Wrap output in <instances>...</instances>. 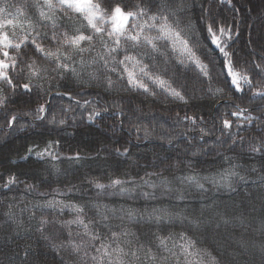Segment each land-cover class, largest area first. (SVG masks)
<instances>
[{"label":"snow or ice","instance_id":"obj_1","mask_svg":"<svg viewBox=\"0 0 264 264\" xmlns=\"http://www.w3.org/2000/svg\"><path fill=\"white\" fill-rule=\"evenodd\" d=\"M219 2L231 4L232 0ZM188 9V0H17V3L3 0L0 3V112L4 114L5 124L0 128L18 125L23 130L26 126L36 127L35 121L62 126L66 123L64 112L58 117L55 111L48 108L47 100L40 97L41 92L47 96L58 80L75 81L82 87L103 85L105 90H112L117 88L122 77L113 79L110 73L123 72L127 76L126 85L142 89L144 94L153 98L159 93L145 78L166 94L165 100L171 97L188 104L197 92L217 98L227 96L234 109L222 116V129L230 130L234 124L237 128L243 127L232 117H242L245 125H253V130L260 129L256 135L240 136L238 139L247 143L249 153L260 154L264 163V47L257 58L259 62L245 60L241 63L231 44L233 36L238 33L232 27L218 23L209 12V19L198 34L187 16ZM30 12L36 13L34 18L29 17ZM201 35L204 40H211L222 59L205 54ZM86 53L89 55L86 56ZM173 53L177 55L173 56ZM145 56L151 63L141 59ZM217 64L220 71L214 76ZM192 66L197 72L191 85L192 95L189 96L184 72ZM253 69L256 71L253 72ZM182 76L184 82H180ZM220 77H224L227 91L221 86ZM45 84L49 87L46 88ZM244 85L248 86L247 92ZM56 87L60 85L56 84ZM34 92L38 97L35 107L32 106ZM236 93L243 95L237 97ZM56 95L74 98V93L68 88L63 93L57 91ZM12 97H18L27 107L9 111ZM234 97L241 102L247 99L249 105H253L259 97L260 103L250 109L243 103H235ZM137 110H140L139 106ZM252 111H258L259 115L253 116ZM92 113L90 121L101 115L96 108L92 109ZM22 118H30L33 123L21 124L19 121ZM183 118L192 124L197 121L195 114ZM200 131L203 138L207 133L204 129ZM137 132H143L148 138L153 135L154 129L138 127ZM168 142L171 143V140ZM236 142L234 138L232 143ZM57 144L58 141L48 140L43 147H27L26 152L29 155L35 153L41 159L48 156L56 160L59 157L50 149ZM113 151L119 155L128 154L127 147L114 148ZM21 158L26 159L27 156ZM67 159L79 161L81 157L77 153ZM225 159L229 160V168L222 173L203 177L191 175L183 177L181 182L202 192L207 191L206 183L217 189L231 190L237 178L244 181L246 177L238 171L240 165L232 164L230 158ZM53 170L57 174L60 172L55 165ZM251 171L256 172V167L252 166ZM0 179H4V183L0 184L3 188L11 189L18 182V177L12 173L6 179ZM260 179L264 181V175ZM90 183L98 194L108 189H116L121 194L134 191L125 186L128 181L119 177L110 176L107 184L96 179ZM151 187L157 185L152 184ZM160 187L165 192L174 191L171 181L164 178ZM142 195L151 198L155 193L144 192ZM176 198L183 200L184 191H176ZM34 207L59 208L61 212L69 209L73 213L68 220L41 215L35 228L51 249L69 257V261H63V264H220L215 251L202 244L203 232L212 222L202 219L203 210L200 215L155 207L151 211L137 212L108 208L99 203L70 204L55 199ZM8 208L4 213L7 221L21 228L23 222L16 218L12 205ZM213 217L217 228L234 220L243 223L240 217L226 216L220 211L214 212ZM30 219H35V213ZM177 222L184 230L169 231ZM141 223L146 231L137 235ZM72 225L79 230H74ZM133 227L137 231H133ZM28 249L25 256L29 254ZM36 264H39L38 260Z\"/></svg>","mask_w":264,"mask_h":264},{"label":"trees","instance_id":"obj_2","mask_svg":"<svg viewBox=\"0 0 264 264\" xmlns=\"http://www.w3.org/2000/svg\"><path fill=\"white\" fill-rule=\"evenodd\" d=\"M9 3H17V0H9ZM188 3L187 16L191 18L198 34L209 19L210 12L218 23L226 24L238 33L233 36L231 44L241 63L245 60L259 62L257 58L264 47V0H232L231 4H221L219 0H188ZM35 15L34 12L29 13L30 18ZM203 35L201 40L205 54L222 59L211 40H204ZM141 59L151 63L146 56ZM219 71L217 64L213 75L216 76ZM196 72L194 66L184 72L189 96L192 95L191 85ZM110 75L113 79L122 77L116 89L105 90L103 85L82 87L75 81L68 83L58 80L51 86L47 96L40 93V97L47 100L48 108L55 111L58 117L64 112L66 123L62 126L54 127L46 122L35 121L36 127L26 126L23 130L18 125L14 128H0V177L6 179L9 173L18 177V182L11 189L0 187V264H36L37 260L39 264H63V261H69V257L63 253L51 249L35 230L41 215L58 217L60 220L72 218L73 213L69 209L61 212L59 208L34 207L53 199L70 204L99 203L108 208L133 209L137 212L151 211L155 207L200 215L203 210L202 219L212 221L207 231L203 232L202 240L203 246L210 250L229 234L237 237L243 235L257 246L264 244V181L260 179L264 175V163L260 154L249 153L247 143H241L238 139L240 136L256 135L260 129L253 130V125H245L242 117L231 119L243 127L237 128L234 124L230 130L222 129V116L230 114L234 109V104L227 96L217 98L197 92L188 104H184L171 97L165 100L166 94L147 78L146 82L159 93L155 98L144 94L142 89H132L126 85V73ZM219 80L227 91L224 77ZM180 82H184L183 76ZM56 84L60 87L57 88ZM45 87L49 86L45 84ZM65 88L74 93V98L56 95L57 91L63 93ZM244 88L247 92L248 86L244 85ZM241 95L236 93L237 97ZM37 98L34 92L33 107ZM233 99L235 103H243L250 109L260 103L259 97L253 105H249L247 99L243 102L235 97ZM12 100L9 111L27 107L18 97H12ZM138 106L140 110H137ZM93 108L99 110L101 115L90 121ZM193 114L197 117L195 124L183 118ZM251 114L257 116L259 112L252 111ZM3 115L0 112V125L5 124ZM19 123L31 125L33 121L22 118ZM138 127L154 129V133L145 138L143 132H137ZM201 129L207 133L203 138ZM234 138L237 141L235 144L232 143ZM48 140L58 141L50 149L58 159L53 160L48 156L41 159L35 153L29 155L26 152L27 147H43ZM123 147H127V155L113 151L114 148ZM77 153L81 157L79 161L67 159ZM25 156L26 159L21 158ZM226 157L230 158L232 164L240 165L238 171L246 177L244 181L236 179L233 185L235 191L233 188L217 189L206 183L207 191L202 192L181 182L183 177L191 175L203 177L222 173L229 168ZM53 165L60 169L58 174L53 170ZM252 166L256 167V172L251 171ZM110 176L128 181L125 186L134 191L121 194L116 189H108L98 194L90 181L96 179L107 184ZM162 178L171 181L173 192H165L160 187ZM144 181L149 183L145 184ZM3 183L4 179H0V184ZM152 184L157 187H151ZM29 185L33 188L29 189ZM179 190L184 191L183 200L176 198V191ZM144 192L155 195L148 198L142 195ZM9 205H12L11 210L16 218L23 222L21 228L11 224L4 216ZM216 211L226 216L240 217L243 223L234 220L231 224H221L217 228L213 217ZM33 213L35 219H30ZM138 227L140 231L137 235L146 231L143 223ZM72 228L79 230L76 225H72ZM152 230L155 231L156 227L153 226ZM168 230L175 233L184 229L177 222ZM133 231H137V228L133 227ZM26 249L28 256H25Z\"/></svg>","mask_w":264,"mask_h":264},{"label":"clouds","instance_id":"obj_3","mask_svg":"<svg viewBox=\"0 0 264 264\" xmlns=\"http://www.w3.org/2000/svg\"><path fill=\"white\" fill-rule=\"evenodd\" d=\"M235 191V189H232ZM264 236V234H262ZM264 244H256L243 235H225L222 242L216 243L212 250L218 255L220 264H264Z\"/></svg>","mask_w":264,"mask_h":264},{"label":"water","instance_id":"obj_4","mask_svg":"<svg viewBox=\"0 0 264 264\" xmlns=\"http://www.w3.org/2000/svg\"><path fill=\"white\" fill-rule=\"evenodd\" d=\"M214 45V44H213ZM214 47L216 48V46L214 45ZM217 49V48H216Z\"/></svg>","mask_w":264,"mask_h":264}]
</instances>
